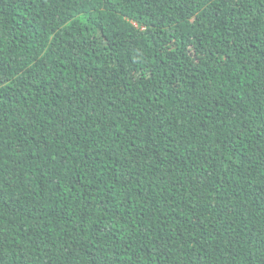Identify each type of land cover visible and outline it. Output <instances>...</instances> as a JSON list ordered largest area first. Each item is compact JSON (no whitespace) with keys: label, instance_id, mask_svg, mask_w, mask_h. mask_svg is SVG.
<instances>
[{"label":"trees","instance_id":"1","mask_svg":"<svg viewBox=\"0 0 264 264\" xmlns=\"http://www.w3.org/2000/svg\"><path fill=\"white\" fill-rule=\"evenodd\" d=\"M0 264H264V0H0Z\"/></svg>","mask_w":264,"mask_h":264}]
</instances>
